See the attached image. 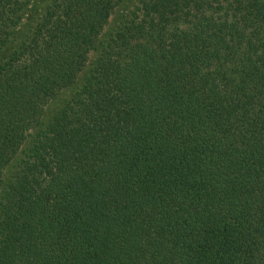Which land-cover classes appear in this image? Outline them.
Returning a JSON list of instances; mask_svg holds the SVG:
<instances>
[{
  "label": "trees",
  "instance_id": "obj_1",
  "mask_svg": "<svg viewBox=\"0 0 264 264\" xmlns=\"http://www.w3.org/2000/svg\"><path fill=\"white\" fill-rule=\"evenodd\" d=\"M118 2L0 0V264H264V0Z\"/></svg>",
  "mask_w": 264,
  "mask_h": 264
},
{
  "label": "rangeland",
  "instance_id": "obj_2",
  "mask_svg": "<svg viewBox=\"0 0 264 264\" xmlns=\"http://www.w3.org/2000/svg\"><path fill=\"white\" fill-rule=\"evenodd\" d=\"M134 1L135 0H119L116 8L112 11L109 17L107 25L102 29V37L107 36L109 33H111V29L117 23L119 17L122 15L124 8L127 6L130 7L134 3ZM93 56V53L89 55L88 63L93 59Z\"/></svg>",
  "mask_w": 264,
  "mask_h": 264
}]
</instances>
